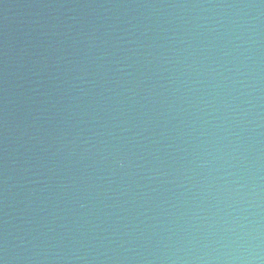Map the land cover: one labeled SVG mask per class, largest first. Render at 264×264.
<instances>
[{
    "label": "water",
    "instance_id": "obj_1",
    "mask_svg": "<svg viewBox=\"0 0 264 264\" xmlns=\"http://www.w3.org/2000/svg\"><path fill=\"white\" fill-rule=\"evenodd\" d=\"M0 264H264V0H0Z\"/></svg>",
    "mask_w": 264,
    "mask_h": 264
}]
</instances>
